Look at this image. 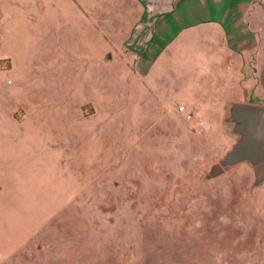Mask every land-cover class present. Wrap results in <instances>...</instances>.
Masks as SVG:
<instances>
[{"label":"rangeland","instance_id":"374dc122","mask_svg":"<svg viewBox=\"0 0 264 264\" xmlns=\"http://www.w3.org/2000/svg\"><path fill=\"white\" fill-rule=\"evenodd\" d=\"M165 3L0 0V264H264V181L207 179L234 143L223 51Z\"/></svg>","mask_w":264,"mask_h":264},{"label":"crops","instance_id":"0c3cea01","mask_svg":"<svg viewBox=\"0 0 264 264\" xmlns=\"http://www.w3.org/2000/svg\"><path fill=\"white\" fill-rule=\"evenodd\" d=\"M246 1L184 0L179 13L185 15V18L189 21L188 25L190 27H188L187 37L189 36L190 39H203L204 43H200L198 49L204 48V51L208 52L210 49L221 48L223 51L221 57L217 58L214 56L213 60L221 64L224 77L232 78V81L222 89L219 96L222 101L223 115L234 119L233 133L235 135L232 138L234 141L233 146L241 137L238 126L242 120L235 117L236 105L248 104L264 107V28L255 33L256 40L252 42L249 52H251V55L256 56V62L253 64L255 66L251 65V67H248L247 64L250 62L247 56L248 49L241 44V16L244 17L241 7L246 5ZM144 3L147 7L148 16L153 18L170 10V3L166 4L165 0H144ZM195 8L198 10L195 11ZM199 15L205 16L200 19H194L199 17ZM197 21H203V25L209 21L213 23L207 24L205 30H199L198 26L195 25ZM157 28V33L169 31V26L165 23ZM141 29L139 32L141 34L140 38H147L152 28L144 26ZM235 56L239 57V63H235ZM253 97H257V99L254 98L256 100H253ZM233 146L228 149L229 152ZM229 166L236 169L241 166V169L248 173L247 179L250 183L255 182L258 184L264 181V165H259L252 158H244L233 163H225V159H223L211 167V174L207 179H212L219 183V178L226 174ZM216 168H218V171L214 174L213 171ZM260 174L263 175L261 180L258 178ZM208 194L210 196V193ZM210 198H216L215 203L217 205L223 201L219 200L220 196L218 193H213Z\"/></svg>","mask_w":264,"mask_h":264},{"label":"water","instance_id":"95a60500","mask_svg":"<svg viewBox=\"0 0 264 264\" xmlns=\"http://www.w3.org/2000/svg\"><path fill=\"white\" fill-rule=\"evenodd\" d=\"M235 117L242 122L238 126L241 137L228 153L225 163H233L244 158H252L259 165H264V107L248 104H237ZM218 171L216 168L213 173ZM263 175H259L261 180Z\"/></svg>","mask_w":264,"mask_h":264},{"label":"built area","instance_id":"2783aa9c","mask_svg":"<svg viewBox=\"0 0 264 264\" xmlns=\"http://www.w3.org/2000/svg\"><path fill=\"white\" fill-rule=\"evenodd\" d=\"M180 109H181V110H183V109H184V107H180ZM189 117H191V115H189Z\"/></svg>","mask_w":264,"mask_h":264}]
</instances>
